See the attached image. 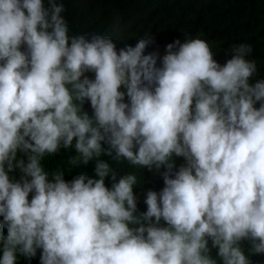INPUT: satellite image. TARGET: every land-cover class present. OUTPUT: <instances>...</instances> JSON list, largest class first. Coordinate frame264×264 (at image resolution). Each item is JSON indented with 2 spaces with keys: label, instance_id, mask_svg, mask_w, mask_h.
<instances>
[{
  "label": "clouds",
  "instance_id": "1",
  "mask_svg": "<svg viewBox=\"0 0 264 264\" xmlns=\"http://www.w3.org/2000/svg\"><path fill=\"white\" fill-rule=\"evenodd\" d=\"M66 11L0 0V264H264L252 45L161 54Z\"/></svg>",
  "mask_w": 264,
  "mask_h": 264
},
{
  "label": "trees",
  "instance_id": "2",
  "mask_svg": "<svg viewBox=\"0 0 264 264\" xmlns=\"http://www.w3.org/2000/svg\"><path fill=\"white\" fill-rule=\"evenodd\" d=\"M64 13L71 31L99 32L135 44L145 34L155 37L164 54L168 43L200 38L217 53L222 64L230 56L224 51L233 44L253 47L249 59L257 62L264 78V0H64ZM255 82V81H253ZM52 158L49 167L61 166Z\"/></svg>",
  "mask_w": 264,
  "mask_h": 264
}]
</instances>
